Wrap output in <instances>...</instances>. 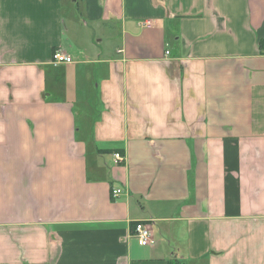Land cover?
Wrapping results in <instances>:
<instances>
[{
  "label": "crops",
  "instance_id": "0c3cea01",
  "mask_svg": "<svg viewBox=\"0 0 264 264\" xmlns=\"http://www.w3.org/2000/svg\"><path fill=\"white\" fill-rule=\"evenodd\" d=\"M0 264H264V0H0Z\"/></svg>",
  "mask_w": 264,
  "mask_h": 264
},
{
  "label": "built area",
  "instance_id": "2783aa9c",
  "mask_svg": "<svg viewBox=\"0 0 264 264\" xmlns=\"http://www.w3.org/2000/svg\"><path fill=\"white\" fill-rule=\"evenodd\" d=\"M152 24L151 20H144L141 21V25L148 27ZM167 53H169L167 51ZM53 62L54 63H72L73 58L69 55H67L65 52H63L60 49L55 50L53 54ZM115 163L120 164L124 160V156L121 154V152H115L113 154ZM122 192L121 188L113 189V196H118ZM135 236L138 239L139 243L143 246L146 245H153L154 244V235L153 231L151 229V226L144 221H139L136 223L135 226Z\"/></svg>",
  "mask_w": 264,
  "mask_h": 264
},
{
  "label": "rangeland",
  "instance_id": "374dc122",
  "mask_svg": "<svg viewBox=\"0 0 264 264\" xmlns=\"http://www.w3.org/2000/svg\"><path fill=\"white\" fill-rule=\"evenodd\" d=\"M78 28H80V31H81L78 33L79 40L77 41V44L81 46L80 48H83V49L86 48V49H91V51H95V48L93 49V44H92L93 40H94L93 42L98 44L97 48L101 50L102 48H105L107 52L110 50V48L113 45H118L117 44L118 42L109 44L106 37H103L104 34L100 33L98 36L94 37L95 30L98 29V27H95L91 24L89 25L86 24L85 26L84 23H81V25ZM100 37L103 38V41H98V38Z\"/></svg>",
  "mask_w": 264,
  "mask_h": 264
},
{
  "label": "trees",
  "instance_id": "16d2710c",
  "mask_svg": "<svg viewBox=\"0 0 264 264\" xmlns=\"http://www.w3.org/2000/svg\"><path fill=\"white\" fill-rule=\"evenodd\" d=\"M261 45H262V42H261Z\"/></svg>",
  "mask_w": 264,
  "mask_h": 264
}]
</instances>
